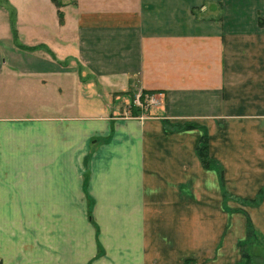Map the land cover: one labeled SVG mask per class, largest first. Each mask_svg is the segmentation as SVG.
<instances>
[{
	"label": "crops",
	"instance_id": "crops-1",
	"mask_svg": "<svg viewBox=\"0 0 264 264\" xmlns=\"http://www.w3.org/2000/svg\"><path fill=\"white\" fill-rule=\"evenodd\" d=\"M0 264H264V0H0Z\"/></svg>",
	"mask_w": 264,
	"mask_h": 264
},
{
	"label": "built area",
	"instance_id": "built-area-1",
	"mask_svg": "<svg viewBox=\"0 0 264 264\" xmlns=\"http://www.w3.org/2000/svg\"><path fill=\"white\" fill-rule=\"evenodd\" d=\"M157 102L158 100L153 94L138 92L134 95V98L132 99L129 108L135 107L146 109L149 106L156 104Z\"/></svg>",
	"mask_w": 264,
	"mask_h": 264
},
{
	"label": "trees",
	"instance_id": "trees-1",
	"mask_svg": "<svg viewBox=\"0 0 264 264\" xmlns=\"http://www.w3.org/2000/svg\"><path fill=\"white\" fill-rule=\"evenodd\" d=\"M206 143H207V136H206V132L204 130L202 135L200 136L199 142L196 146V152H197L201 162L204 165H208L212 162V160L207 155ZM251 233H252V231H251V228L249 227L247 235L250 236Z\"/></svg>",
	"mask_w": 264,
	"mask_h": 264
},
{
	"label": "rangeland",
	"instance_id": "rangeland-1",
	"mask_svg": "<svg viewBox=\"0 0 264 264\" xmlns=\"http://www.w3.org/2000/svg\"><path fill=\"white\" fill-rule=\"evenodd\" d=\"M156 107V106H155ZM155 107L153 109H155Z\"/></svg>",
	"mask_w": 264,
	"mask_h": 264
}]
</instances>
